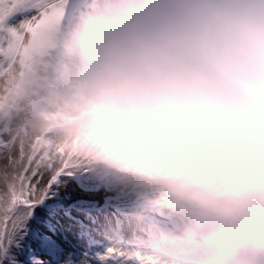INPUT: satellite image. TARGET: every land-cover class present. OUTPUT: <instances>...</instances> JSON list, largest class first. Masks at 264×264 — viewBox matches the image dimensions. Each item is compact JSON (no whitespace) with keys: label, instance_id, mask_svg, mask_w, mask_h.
<instances>
[{"label":"clouds","instance_id":"obj_1","mask_svg":"<svg viewBox=\"0 0 264 264\" xmlns=\"http://www.w3.org/2000/svg\"><path fill=\"white\" fill-rule=\"evenodd\" d=\"M0 72V126L158 217L168 264H264V0L65 5Z\"/></svg>","mask_w":264,"mask_h":264},{"label":"snow or ice","instance_id":"obj_2","mask_svg":"<svg viewBox=\"0 0 264 264\" xmlns=\"http://www.w3.org/2000/svg\"><path fill=\"white\" fill-rule=\"evenodd\" d=\"M66 4L67 0H0V70L19 54L38 24L57 20ZM17 16L20 19L10 24ZM76 184L97 193L88 205H75L80 216L72 215L67 201ZM124 197L78 171L51 142L26 147L0 126V259L11 247L20 248L27 237L31 264H118L121 253L116 247H106L103 253L92 249L116 239ZM73 228L87 244L68 242V251L57 238Z\"/></svg>","mask_w":264,"mask_h":264},{"label":"rangeland","instance_id":"obj_3","mask_svg":"<svg viewBox=\"0 0 264 264\" xmlns=\"http://www.w3.org/2000/svg\"><path fill=\"white\" fill-rule=\"evenodd\" d=\"M88 3L89 0H67L66 5L69 11H76L85 7ZM19 19L20 17L17 16L9 23L14 24ZM77 185L79 186L77 190L79 189L78 191L80 194H77V200L72 205V215L80 216L81 213L77 211L75 205L81 203L88 205L97 194L92 189L84 188L79 184ZM122 201L123 204L120 208L121 215L119 217L121 223L117 229L116 239L114 241H103V246H93V252L103 253L104 248L114 246L121 253L118 264H139L137 253H139L141 257L152 256L156 259V264H168L167 256L156 253L151 247L154 232L157 228L162 226V221L158 217L146 216L143 221L140 222L137 220L136 213L138 209L134 200L126 196L122 198ZM41 230L43 231L44 229ZM134 235H136L135 238ZM65 236H67V241L64 239ZM57 242L68 251L72 250L68 242L72 245H76L77 243L87 244L86 239L78 237V230L75 228L58 237ZM204 247L203 245L199 246L197 248V254L201 253ZM0 264H31L28 250V238H25L20 248L15 246L11 247L8 250L7 256L0 259ZM90 264H95V262H90Z\"/></svg>","mask_w":264,"mask_h":264},{"label":"bare ground","instance_id":"obj_4","mask_svg":"<svg viewBox=\"0 0 264 264\" xmlns=\"http://www.w3.org/2000/svg\"><path fill=\"white\" fill-rule=\"evenodd\" d=\"M16 18V17H15ZM13 18V19H15ZM12 19V20H13ZM12 20H10L9 22H11ZM79 186L76 184V185H73L70 189H69V198L67 199L68 201V205L70 208L73 209V204L76 202L77 200V194H80L79 193V189L77 190ZM76 193V194H75ZM97 194V193H96ZM117 236V235H116ZM133 236V235H132ZM136 235H134V238H135ZM242 255L244 256H248V257H251V258H258L260 260H264V249H252V250H249L247 253H243Z\"/></svg>","mask_w":264,"mask_h":264}]
</instances>
